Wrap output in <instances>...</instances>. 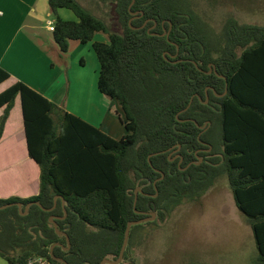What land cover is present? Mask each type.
Wrapping results in <instances>:
<instances>
[{"label": "trees", "instance_id": "trees-1", "mask_svg": "<svg viewBox=\"0 0 264 264\" xmlns=\"http://www.w3.org/2000/svg\"><path fill=\"white\" fill-rule=\"evenodd\" d=\"M104 1L115 5L121 33L75 0H48L52 36L65 53L70 41L87 44L96 34L106 35L107 43H92L100 67L97 89L119 106L126 134L112 139L22 82L0 93V138L19 97L27 153L40 172L37 195L0 199V206L22 205L20 211L0 210V258L7 264L37 258L62 264L49 254L59 243L53 254L67 264L114 261L127 223L148 217L138 212L163 221L225 176L252 231L251 264H264V26L229 17L213 36L189 0H134V19L132 0ZM62 8L78 21L60 19ZM152 20L157 25L148 32ZM8 77L0 68V83ZM256 149L260 153L253 154ZM14 153L2 148L0 160L13 165ZM176 155L180 165L179 157L170 161ZM55 196L64 206L57 199L52 208ZM138 227H130L119 264H135L129 250Z\"/></svg>", "mask_w": 264, "mask_h": 264}, {"label": "crops", "instance_id": "crops-1", "mask_svg": "<svg viewBox=\"0 0 264 264\" xmlns=\"http://www.w3.org/2000/svg\"><path fill=\"white\" fill-rule=\"evenodd\" d=\"M50 15L48 0H0V68L9 74L0 83V93L22 82L108 137L120 139L126 131L117 116L119 106L97 89L100 67L92 43H107L106 35L96 34L87 44L70 41L67 52H60L52 35L40 37L38 32L43 29L52 33L48 20L47 26H39ZM57 16L64 21H78L70 10L63 8L57 10ZM2 112L0 108V116ZM2 148L14 150L17 156L13 165L0 160V179L5 176L17 184L0 194V199L37 195L40 172L27 153L19 97L4 125ZM257 153L258 149L253 152Z\"/></svg>", "mask_w": 264, "mask_h": 264}, {"label": "rangeland", "instance_id": "rangeland-1", "mask_svg": "<svg viewBox=\"0 0 264 264\" xmlns=\"http://www.w3.org/2000/svg\"><path fill=\"white\" fill-rule=\"evenodd\" d=\"M75 1L103 20L111 31L121 33L112 2ZM189 1L213 36L220 33L229 17L241 25L264 26V0ZM47 20L52 22L54 16H46L39 26H47ZM38 32L40 37L52 35L43 29ZM15 184L2 176L0 194ZM152 222L155 224H139L132 239L129 258L135 264H251L256 252L250 226L236 208L225 176L197 202H184L163 221L155 218ZM0 264L7 262L0 258Z\"/></svg>", "mask_w": 264, "mask_h": 264}, {"label": "water", "instance_id": "water-1", "mask_svg": "<svg viewBox=\"0 0 264 264\" xmlns=\"http://www.w3.org/2000/svg\"><path fill=\"white\" fill-rule=\"evenodd\" d=\"M133 3H134V0H132L130 6H129V8H128V9H129V12H130V8H131V6H132ZM130 13H131L132 15H135V14H136V13H132V12H130ZM131 20H132V19H131ZM131 20H130V21H131ZM130 21H129V23H130ZM149 21H150V20H146V21L143 23V25H141V26L138 27L137 29H142V28H144L145 25L147 24V22H149ZM152 22H153V26L150 27V28L148 29V32H149L151 29H153V28L157 25V23H156L155 21L152 20ZM162 25H163V23H162ZM170 28H171V25H170ZM166 34H167L166 36H168V33H166ZM163 35H164V34H161V36H163ZM177 54H178V50H177V53H176L175 55L171 56V57L175 58V57L177 56ZM177 62H179V60L175 61L174 63H177ZM195 66H197V64H195ZM205 73H206V74H210V73H211V69H210V67H209L208 72H205ZM218 77H219V78H223V76H221V75H218ZM208 89H210V88L207 87V90H208ZM226 91H227V89H225L224 94L226 93ZM192 98H193V97H192ZM192 98L190 99V101H189L187 107H186L184 110H182L180 113L186 111V110L189 108V106H190V104H191V102H192ZM206 102H207V99H206L205 103H206ZM177 116H178V115H177ZM200 128H201L202 130H204V129H203L204 127H200ZM179 148H180V147L178 146L176 151H178ZM209 150H210V148H209ZM177 157H179V155L174 156L173 158L170 159V161H173V160H174L175 158H177ZM181 161H182V158L179 157L178 165H180ZM200 161H201V160H200V158H199V162H200ZM189 165H190V164H189ZM189 165H187V166H186L184 169H182V170H185L186 168H188ZM163 177H164V174L161 173V177H160L158 180H161ZM139 191H140V190H139L138 188L135 190V199H134V204H133L134 206H135V203H136L137 192H139ZM57 199H60V200H61V204H62V206H64V199H63L62 197H60V196H55V197H54V204H53V207H52V208H54V207L56 206V200H57ZM31 204H33V203H30L29 205H27V206L25 207V211H24V212H20V215H22V216L26 215L27 209H28V207H29ZM34 204H36L37 206L41 207L40 204L37 203V202H34ZM11 206H17V208H18L19 211L21 210V207H22L21 203H15V204H14V203H11V204H7V205L0 206V210H3V209H5V208L11 207ZM52 208H51V209H44V208H41V209L44 210V211L49 212V211L52 210ZM138 213L143 214V215H146V216H148V217L141 218V219H139V220H137V221H131V222L127 223L126 228H125V231H124L123 242H122L121 249H120V251H119V255H118V257H117L114 261H113V260H110V259H103L99 264H119V263L122 261L123 254H124L125 248H126L127 243H128L130 227H131V226H134V225H139V224H142V223H145V222H152V221L156 218L155 214L152 213V212H138ZM65 217H66V212L64 211V214H63V216H62V219H64ZM49 222L52 224V226H53V228H54V230H55V233L58 234V235H61V232L58 231V229H57V224H56V222H55L54 217L51 216V217L49 218ZM65 237H66V241H67V247H66L65 249L68 250V249L70 248V243H69V240H68L67 236H65ZM55 246H61V245H60L59 243H55V244L51 245V247H50V249H49V254H50L51 258L54 259V260H56V261H58V262H60V263H62V264H67L64 260H62V259H60V258H56V257L54 256V254H53V249H54Z\"/></svg>", "mask_w": 264, "mask_h": 264}, {"label": "built area", "instance_id": "built-area-1", "mask_svg": "<svg viewBox=\"0 0 264 264\" xmlns=\"http://www.w3.org/2000/svg\"><path fill=\"white\" fill-rule=\"evenodd\" d=\"M47 25L49 26V30L53 31V22L48 21ZM29 264H55V263L50 262L44 258H37V259H34L33 261H31Z\"/></svg>", "mask_w": 264, "mask_h": 264}, {"label": "flooded vegetation", "instance_id": "flooded-vegetation-1", "mask_svg": "<svg viewBox=\"0 0 264 264\" xmlns=\"http://www.w3.org/2000/svg\"><path fill=\"white\" fill-rule=\"evenodd\" d=\"M137 17H138L137 14L132 15V19L137 18Z\"/></svg>", "mask_w": 264, "mask_h": 264}]
</instances>
